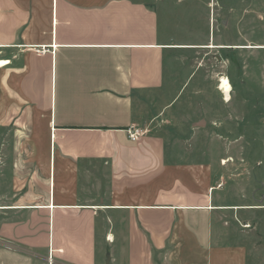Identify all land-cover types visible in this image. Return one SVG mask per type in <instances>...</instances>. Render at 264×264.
I'll return each mask as SVG.
<instances>
[{"label":"crops","instance_id":"0c3cea01","mask_svg":"<svg viewBox=\"0 0 264 264\" xmlns=\"http://www.w3.org/2000/svg\"><path fill=\"white\" fill-rule=\"evenodd\" d=\"M181 13L167 0H0L6 115L30 142L27 159L0 158V264L262 263L245 225L264 229V206L143 128L169 52L195 48L175 39Z\"/></svg>","mask_w":264,"mask_h":264},{"label":"rangeland","instance_id":"374dc122","mask_svg":"<svg viewBox=\"0 0 264 264\" xmlns=\"http://www.w3.org/2000/svg\"><path fill=\"white\" fill-rule=\"evenodd\" d=\"M167 1L185 23L173 27L175 39L195 48L169 52L165 89L142 101L148 105L143 128L165 136L176 163L200 165L205 180L215 171L238 198L264 206L256 203L264 195V0ZM223 78L233 88L228 102L218 90ZM7 99L0 86V158L27 159L30 142L8 121ZM246 226L258 249L251 260L264 264V229Z\"/></svg>","mask_w":264,"mask_h":264},{"label":"bare ground","instance_id":"6f19581e","mask_svg":"<svg viewBox=\"0 0 264 264\" xmlns=\"http://www.w3.org/2000/svg\"><path fill=\"white\" fill-rule=\"evenodd\" d=\"M213 46H211L212 48ZM214 49V48H213ZM5 65V63H3L2 61H0V68L3 67ZM220 89L222 95L225 97V101L228 102L231 99V93L233 91V88L231 86V83L229 81V79L223 78L220 81L218 90Z\"/></svg>","mask_w":264,"mask_h":264},{"label":"built area","instance_id":"2783aa9c","mask_svg":"<svg viewBox=\"0 0 264 264\" xmlns=\"http://www.w3.org/2000/svg\"><path fill=\"white\" fill-rule=\"evenodd\" d=\"M128 134H129V139L131 141H138L142 136L145 135V132L140 129H130Z\"/></svg>","mask_w":264,"mask_h":264}]
</instances>
